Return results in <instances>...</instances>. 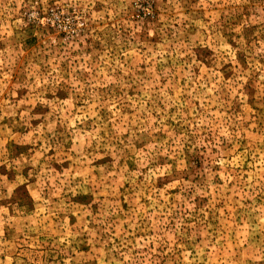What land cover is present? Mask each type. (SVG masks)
<instances>
[{
	"label": "rangeland",
	"instance_id": "374dc122",
	"mask_svg": "<svg viewBox=\"0 0 264 264\" xmlns=\"http://www.w3.org/2000/svg\"><path fill=\"white\" fill-rule=\"evenodd\" d=\"M0 264H264V0H0Z\"/></svg>",
	"mask_w": 264,
	"mask_h": 264
}]
</instances>
